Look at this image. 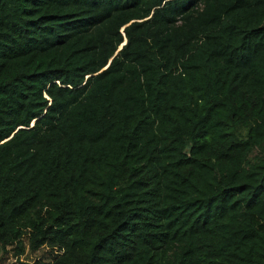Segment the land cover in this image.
<instances>
[{"label": "trees", "instance_id": "1", "mask_svg": "<svg viewBox=\"0 0 264 264\" xmlns=\"http://www.w3.org/2000/svg\"><path fill=\"white\" fill-rule=\"evenodd\" d=\"M0 264H264V0H0Z\"/></svg>", "mask_w": 264, "mask_h": 264}, {"label": "water", "instance_id": "2", "mask_svg": "<svg viewBox=\"0 0 264 264\" xmlns=\"http://www.w3.org/2000/svg\"><path fill=\"white\" fill-rule=\"evenodd\" d=\"M124 43H125V42H124ZM124 43H123V44H124ZM123 44H122V45H123ZM122 45L119 46V48H118V50L115 52L114 56H115V55L117 54V52L121 49ZM114 56H113V57H114ZM113 57H112V58H113ZM112 58H111V59H112ZM111 59L109 60V63H110ZM105 68H106V67H105ZM105 68H104V69H105ZM33 123H34V122H33Z\"/></svg>", "mask_w": 264, "mask_h": 264}, {"label": "clouds", "instance_id": "3", "mask_svg": "<svg viewBox=\"0 0 264 264\" xmlns=\"http://www.w3.org/2000/svg\"><path fill=\"white\" fill-rule=\"evenodd\" d=\"M123 43H124V42H123ZM121 45H122V44H121ZM121 45H120V46H121Z\"/></svg>", "mask_w": 264, "mask_h": 264}]
</instances>
